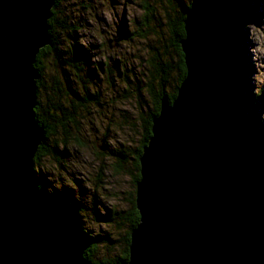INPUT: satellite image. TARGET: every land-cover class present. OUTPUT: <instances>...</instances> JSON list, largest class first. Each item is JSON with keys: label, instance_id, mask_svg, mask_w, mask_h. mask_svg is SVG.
I'll return each instance as SVG.
<instances>
[{"label": "water", "instance_id": "obj_1", "mask_svg": "<svg viewBox=\"0 0 264 264\" xmlns=\"http://www.w3.org/2000/svg\"><path fill=\"white\" fill-rule=\"evenodd\" d=\"M55 2L0 0V264H93L84 255L87 241L71 193H51L33 171L45 135L34 110V64L51 42ZM184 11L182 76L171 27ZM212 15V0L147 2L145 64L153 87L147 119L156 110L154 92L167 95L151 117V135L138 158L134 197L140 220L123 264H252L217 107ZM152 48L168 62L164 86L149 73Z\"/></svg>", "mask_w": 264, "mask_h": 264}, {"label": "rangeland", "instance_id": "obj_2", "mask_svg": "<svg viewBox=\"0 0 264 264\" xmlns=\"http://www.w3.org/2000/svg\"><path fill=\"white\" fill-rule=\"evenodd\" d=\"M147 2L148 0H60L57 4L56 0L57 44L63 50L66 49L64 45L77 42L87 49L90 62L89 66L82 63L78 68L68 65L58 68L50 56L45 59L47 72L43 84L46 88L45 94L41 95L42 102L47 103L49 91L52 89V96L57 92L63 95L62 106H67L66 109L73 116L75 113L76 122L73 119L67 123L72 136L80 141L69 137L68 146H65L63 136L47 133L45 125L39 123L43 125L45 132L42 142L45 140L46 147H53L55 142H58L59 155L62 157L59 160L50 155L43 157L40 162L33 164L34 174L37 178L46 179L51 193L60 196V190L70 192L73 209L87 237L110 234L116 239V249L114 248L113 252L122 249L120 241L130 230L129 221L121 216L116 217L115 222L104 221L102 215L109 214L112 217L115 210L126 213L131 210L130 200L135 192L133 173L136 172L133 157L144 139L143 119H147L148 115L150 86L145 64ZM230 2L212 0L213 12L214 7L220 10L223 6H231ZM243 2L249 13H244L245 9L238 12L242 24L238 25L237 20L236 28L241 27L235 32V37L233 34V37L223 40L220 31L230 27L224 25L221 19L215 22L216 17L214 13L212 15V31L216 33L214 87L218 90V110L222 112L224 119L226 116V121L231 127V137H228L226 150L228 154L235 152V146L231 143L234 137L238 142L236 152L238 151V155L242 153L239 157L244 168L239 171L237 163L236 169L232 170L234 184L237 187L243 183L246 188L244 177L249 178L248 180L245 177L248 183L256 188L252 197H259L255 203L262 214L263 222L264 176H258L254 169L255 153L250 141L256 144L260 151H264V0ZM62 20L65 23L59 26L65 29L67 27L64 25H68L73 39H67L64 31L57 28V23L60 24ZM227 34L230 33L227 31ZM226 47L235 61L231 58L226 61L229 56L224 55ZM240 59L244 60V65L240 63ZM88 68L95 70L94 78L88 76ZM228 76L235 78L234 85L231 86L225 80ZM55 79L57 82L53 85ZM220 81L221 88L218 86ZM91 94L97 96L99 104H86L87 101L83 103ZM234 95L236 100H233ZM239 96L242 98L240 101ZM44 104L45 112L48 106ZM54 105L53 102L46 111L48 115L54 110ZM86 105L87 108L84 107ZM47 121L49 122V116ZM51 123L56 122L52 120ZM118 149L125 150L128 154L124 170L116 167L115 159L111 155ZM245 150L254 156H251V162L246 161ZM64 151L66 153L63 154ZM231 161H234L233 156ZM94 208L100 213V217L93 215ZM262 227L264 228V224L260 230L261 238L264 239ZM102 246L100 251L106 256V248ZM263 255L264 253L261 255V264H264Z\"/></svg>", "mask_w": 264, "mask_h": 264}, {"label": "trees", "instance_id": "obj_3", "mask_svg": "<svg viewBox=\"0 0 264 264\" xmlns=\"http://www.w3.org/2000/svg\"><path fill=\"white\" fill-rule=\"evenodd\" d=\"M220 1H224V0H220ZM230 1L231 2L229 4H231V6L227 5L225 8H224V6L223 7L221 6L222 9H220V10L214 7V16L216 17L215 22L216 21L218 22V20L221 19V21L223 22L224 25H227L228 27H230V29H226L223 32L220 31V35H221V37H223V40H225L226 37H227V39H229L231 36L233 37V34H234V37H235V32H237L239 30V27H241V26H239L238 28H236L235 24H237V20H238V23H239L238 25L242 24L241 23V17L239 16L238 12L239 11L242 12V9L246 10V5L243 2V0H230ZM58 2H60V0H57V4H58ZM57 4H55V6L53 7V9H52V17H50V19H49V33H50L51 42H50V44H48V45L44 46L42 49H40V51H39V53H38V55L36 57L35 64H34L36 69H37V71H38V74H39V77L37 79V103H36V106H35L34 110H35V116H36L37 121H39V123H42V124L45 125V129L47 130V133H50V134L55 135V136L60 134L61 136H63L62 141L64 142V145L68 146V142L70 140L69 137H73L74 140H77L78 142L80 141L77 137L72 136L69 124L67 123V122L70 123L71 120H73V119L75 121V113H74V116H73L70 113V111H68L66 109L67 106H66V108H64L62 106V104H61L62 97L61 96H63V95H59V93L57 92V93H54V96H52L51 93H53V92H51V91H53V89L51 91H49V96L47 97V103L44 102L45 103L44 104L42 102V96L41 95L45 94V89L44 88H46V86L43 84V79H44V76L46 75V72H47V70H46L47 68L45 67L46 66L45 59L50 56L52 58V60H53V63L55 64V66L58 67V68H63L61 65H68L70 67L72 66V67L78 68V67H80V65L82 63H84L87 66H89L90 60H89V57H88L87 49H85V47H83L82 45H79L77 42H75V43L71 42L70 45H67V46L64 45V47L66 49H63V50L60 47V45L57 44L58 38H57V35H56V28H55L56 27V15H57L56 6H57ZM222 4H224V3H222ZM241 5H243L242 8H241ZM191 6H192V8L194 7V2L192 3ZM235 12H237V13H235ZM244 13H249V12L246 10V12H244ZM185 14H186V11H184L182 18H180L177 21L178 22L177 23L178 26H176V24H172L171 23L172 26H173V27H171V31L173 32V37L171 36V41H172V45H174L175 49H177L179 51V53H180L179 54L180 55V60H179L180 61V65L178 67H179V69L182 70L181 71L182 76H185V69H184V72H183V68L185 66L184 60H183L184 54H183L182 48H181V41L186 36V32H185V29H184V20L186 18ZM63 23H65V21H63V20L61 21L60 24L57 23V25H58L57 28L64 31L63 33L66 34V38L67 39H69V38L73 39V37H74L73 33L68 31V29H69L68 25L67 26L64 25V27H67L65 29L60 27L61 24L63 25ZM234 25H235V27H234ZM218 28H220V27H218ZM227 31L230 34H227ZM242 36L244 37V35H242ZM228 50L229 49L227 47L224 50V52H225L224 55H229L228 57H226L227 58L226 61L228 62V60H230V58L233 59V61H235L234 58L230 55ZM151 52H152V56L147 60L148 65L150 67L149 68L150 69L149 73L150 74L153 73L154 77H159L160 78V83L159 84L164 86V82L162 80L161 73L162 72H165V73L168 72V70H167L168 62L166 61V59L164 57L163 58L161 57V55L163 56V52L159 54V52H160L159 49L152 48ZM164 53H166V51H164ZM218 62H219V60H218ZM240 63L242 65H244V60L240 59ZM88 69H90L88 76L94 78V75H95L94 71L95 70L92 69V68H88ZM225 78H226L225 80L228 83H230L231 86L234 85V82L236 83L234 77L231 78V77L228 76V77H225ZM56 82H57V80L55 79V81L52 84L56 85ZM82 84H83V82L81 81V85ZM239 84L240 83H238V85ZM221 85H222V83L220 81L218 86L221 88ZM149 86L150 87H148V89L150 88V92L152 93L153 92V87L151 85H149ZM41 89H42V92H41ZM162 89H163V87H162ZM230 89H233V88H230ZM165 94L167 95V92L166 91L163 92L161 90L156 92V93L154 92V104H155L156 110L154 111L152 116L156 115V113L159 111V108H160V105H161V98ZM216 94H215V96H216ZM166 97H168L169 99L173 100L175 98V94H172L171 96H170V94H168V96H166ZM234 99L235 100L237 99V97L235 95L233 96V100ZM240 99H242V98L239 96L238 100L240 101ZM249 101H250V99H249ZM53 102L55 104L53 106L54 110L48 115L46 113V111L50 109V107L52 106ZM85 102H86V104H88L90 102L98 103L97 96L94 95V94H91L90 97H86L85 98L83 103H85ZM43 104L48 106L47 109H45V112L43 110ZM75 106H76V108H78L79 104H78V106L77 105H75ZM84 107L87 108L88 106L86 105ZM62 108H64L63 111H62ZM56 109H58V113H56ZM48 116H49V122L47 121V117ZM152 116L150 115V117L148 119H143V126H144V129H145L144 139L142 140L141 147L138 149V151H136L134 153V157H133V159H134V164L133 165H134V168L136 170V172L133 173V174H135L134 175V183H135V185L140 179V171H139L140 170V165H139V159L138 158H139V156L142 153L143 146L147 143L148 138L151 135V125H152L151 124V117ZM222 119L224 120V123H225V125L223 127H224V129L226 128L224 130L225 137H227V140H228V137H231V130H230L231 127L229 126V124L226 121V116H225V119L224 118H222ZM52 120H53V122L55 121L56 123L52 124L51 123ZM54 127H56V128H54ZM253 133H255V131H253ZM235 142L238 143L237 141H235V138L232 137L231 143L235 146V150L234 151L236 152L237 149H236V145H235L236 143ZM45 144L46 143H45V140H44V142H42V144L38 147V150H37V152H36V154L34 156V163L35 164L40 162L42 160V158L47 156V155H50L51 157H54L57 160H59L62 157V156L59 155V149H58L59 148L58 147L59 143L58 142H55V145L53 147H46ZM250 145H252V151L255 153V160L256 161L254 162L255 163L254 167L257 170L259 169L258 171H260L261 173L262 172L264 173V171H263L264 166H262V165H264V157H263L264 156L263 155L264 151H260V148H257V145L254 144L252 141H250ZM246 148H247V146H246ZM235 152L233 154H228V152H227L229 166H230L231 170H233V169L235 170L236 169L235 166L237 165V158H235V156H236ZM244 152H246L248 154L251 153V152H248L246 150ZM62 153L64 154V153H66V151H64ZM111 155H113V158L115 159L116 167L119 168V169L124 170L125 161L128 158V154L126 153V151L122 150V149H118L115 152H113V154L111 153ZM231 156H233L234 161H231ZM250 156H252V155L250 154ZM252 157H254V156H252ZM247 159L250 162L253 160V158H251V157L247 158ZM237 168H238V166H237ZM238 170L241 171L240 169H238ZM260 175L264 176L263 174H260ZM233 176H234V174H233ZM244 181L246 182V186H247L246 189H245V195L246 196L249 195L251 200H252L251 209L249 208V209H247V211L245 209H243V208L241 209V210H244L247 213V216L244 217L246 219V220H244L246 222V223L244 222V224H245L244 225V230H243L244 237L246 236V238H248L247 241H246V244H247L248 251H249V254H250V259L252 258L251 263L252 264H261L260 258H261L262 253H264V239L261 238L260 230H261V225L264 224V221L262 222V214L256 208L257 204L255 203V201L257 199H259V197L257 196L255 199L252 197L253 196V192L256 193V191H255L256 188H253V186L250 184V182L248 183V181L246 179H244ZM242 185L244 187L243 183H242ZM248 185H250V186H248ZM39 186L41 188H44V185L42 184V181L40 179H39ZM238 188H239V186L237 185L236 190L239 193L238 194L240 196L239 198H241V190H240V188L239 189ZM134 196H135V192L132 195V199L130 200L131 208H129V209H131V210L128 213H126V211L115 210L114 211V216H112V217L109 214L108 215H102V217H104V221H109V222L113 221V222H115L116 221L115 220L116 217H120V216L122 218H126L129 221V225L128 226H129L130 230H129V232L127 231L126 236H123L121 238L120 242L122 243L123 246H122V249L120 251H118V252H117V250H115L113 252L114 248L116 249V247H115L116 246L115 237L111 236L110 234H99L98 236L89 237L88 238L86 233L82 229L80 223L78 222V224L80 226V228H79L80 232L82 233V235L84 237H86L88 239V244H87V248L85 250L84 255L89 260V262H91L93 264H122L123 262H125L128 259V257H129L130 233H131V230L138 224V222L140 220V214H139V211H138V209L136 207V198ZM76 212L78 213L77 209H76ZM93 215H95L97 217L98 216L100 217V213L97 212V210L95 208H94ZM248 216H250L249 219L247 218ZM252 216H253V218H252ZM114 244H115V246H114ZM102 245L105 246V248H106L105 249L106 250V256L104 255L103 251H100V246H102ZM262 247H263V249H262ZM259 249L260 250L262 249V250L260 251Z\"/></svg>", "mask_w": 264, "mask_h": 264}, {"label": "bare ground", "instance_id": "obj_4", "mask_svg": "<svg viewBox=\"0 0 264 264\" xmlns=\"http://www.w3.org/2000/svg\"><path fill=\"white\" fill-rule=\"evenodd\" d=\"M214 13V12H213ZM214 19V18H213ZM212 19V20H213ZM214 25V24H213ZM239 50V49H238ZM220 52V51H219ZM35 66V65H34ZM36 68V67H35ZM255 102H257V101H255ZM231 117V116H230ZM235 124V123H234ZM251 126V125H250ZM253 128H256V127H253ZM226 129V128H225ZM231 130V129H230ZM227 131V130H226ZM259 133V132H258ZM224 135H225V133H224ZM227 135V134H226ZM239 136V135H238ZM240 139V138H239ZM255 139V138H254ZM233 141V140H232ZM236 143V142H235ZM236 145V144H235ZM143 148H144V146H143ZM240 149V148H239ZM258 150V149H257ZM228 152V151H227ZM238 152V151H237ZM237 152H235V158H237V163H239V165H238V169H240V170H242V165H243V163H242V161H241V157H239V155L241 156L242 155V153H239V155L237 154ZM245 153V155H247V157H245L246 158V161H248V159L247 158H250L251 156L248 154V153H246V152H244ZM143 154V149H142V153H141V155ZM140 155V156H141ZM264 155V154H263ZM259 156V155H258ZM226 157H227V161H228V155H226ZM261 157V156H260ZM238 158H239V160H238ZM262 160V159H261ZM256 161V160H255ZM245 162V161H244ZM257 164V163H256ZM228 165H229V161H228ZM262 166H264V165H262ZM244 168V167H243ZM251 168H253V167H251ZM229 169H230V173H231V177H232V181H233V185H234V189H235V195H236V198H237V205H238V210H239V213L241 214V217H242V219H241V224L243 223V226H242V228H244V220H246L244 217L245 216H247V213L244 211V210H241L242 208L243 209H245L246 211H247V209H248V206H249V208L251 209V207H252V200H251V198H250V196L248 197V196H246L245 195V189L246 188H244L243 187V185H242V183H241V186H242V188H241V186L240 185H238L239 186V188H240V190H241V198H239L240 196L238 195L239 193L237 192V190H236V185L234 184V180H233V178H234V176H233V173H232V170H231V168H230V166H229ZM255 169V168H254ZM259 170V169H258ZM257 169H255V171H256V173L257 174H263L264 175V173L262 172H260V171H258ZM262 171V170H261ZM263 171H264V168H263ZM253 172V171H252ZM255 173V172H254ZM255 173V174H256ZM246 177V179H248L249 180V178H247V176H245ZM245 179V178H244ZM247 180V181H248ZM250 181H252V180H250ZM264 182V181H263ZM246 183V182H245ZM253 183V182H252ZM248 186H250V185H248ZM263 186H264V184H263ZM247 187V186H246ZM238 188V189H239ZM248 189V188H247ZM253 189V188H252ZM264 190V189H263ZM261 193V192H260ZM258 196V195H257ZM254 202V201H253ZM251 211V210H250ZM252 212V211H251ZM244 213V214H243ZM255 214V213H254ZM248 219L250 218V216H248L247 217ZM252 218H253V216H252ZM246 223V222H245ZM249 224V223H248ZM262 224V223H261ZM262 226V225H261ZM249 227V226H248ZM135 228V227H134ZM133 228V229H134ZM132 229V230H133ZM250 229V228H249ZM252 229V228H251ZM249 231V230H248ZM257 232V231H256ZM255 233V232H254ZM259 234V233H258ZM253 235V234H252ZM249 237V236H248ZM255 237V236H254ZM86 239V238H85ZM248 239V238H247ZM250 240V239H249ZM86 241H87V239H86ZM253 241V240H252ZM255 241V240H254ZM257 242V241H256ZM262 242V241H261ZM87 244H88V241H87ZM253 244V243H252ZM258 244V243H257ZM249 246V245H248ZM262 249H263V247H262ZM261 249V250H262ZM260 250V249H259ZM260 250V251H261ZM258 252V251H257ZM259 253V252H258ZM252 255V254H251ZM264 256V255H263ZM261 259V258H260ZM251 260H252V258H251ZM263 262V261H262Z\"/></svg>", "mask_w": 264, "mask_h": 264}]
</instances>
